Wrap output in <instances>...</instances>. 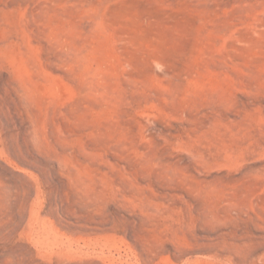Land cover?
I'll return each instance as SVG.
<instances>
[{
	"label": "rangeland",
	"instance_id": "rangeland-1",
	"mask_svg": "<svg viewBox=\"0 0 264 264\" xmlns=\"http://www.w3.org/2000/svg\"><path fill=\"white\" fill-rule=\"evenodd\" d=\"M0 264H264V0H0Z\"/></svg>",
	"mask_w": 264,
	"mask_h": 264
}]
</instances>
